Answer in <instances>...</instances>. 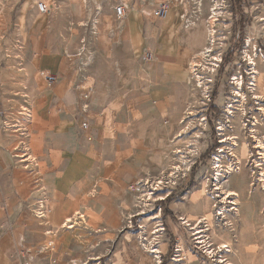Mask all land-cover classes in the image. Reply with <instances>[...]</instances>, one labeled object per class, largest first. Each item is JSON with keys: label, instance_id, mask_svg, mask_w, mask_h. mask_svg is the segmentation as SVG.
<instances>
[{"label": "rangeland", "instance_id": "1", "mask_svg": "<svg viewBox=\"0 0 264 264\" xmlns=\"http://www.w3.org/2000/svg\"><path fill=\"white\" fill-rule=\"evenodd\" d=\"M243 1L214 21L188 0L192 25L0 0V264H264V0ZM59 203L86 217L72 243L65 218L24 246Z\"/></svg>", "mask_w": 264, "mask_h": 264}, {"label": "built area", "instance_id": "2", "mask_svg": "<svg viewBox=\"0 0 264 264\" xmlns=\"http://www.w3.org/2000/svg\"><path fill=\"white\" fill-rule=\"evenodd\" d=\"M129 1V2H128ZM195 6V13L194 15L189 13L188 10V0H113V12L116 15L117 19L123 22L130 13V10L136 6L138 9L141 10L142 14L146 17L158 19V20H165L168 15L172 12V10H176L177 7H180L182 12L181 20L186 24H194L191 22V19L195 18L198 20L200 14V10H202L203 4H211L210 8V16L214 15L210 19H214V21H218L220 18V14L224 8V3L226 0H191ZM187 4V6H186ZM39 11L41 13H46L48 11V7L44 2H41L39 5ZM48 79L54 80V76H48ZM84 128H87V124L83 123Z\"/></svg>", "mask_w": 264, "mask_h": 264}, {"label": "crops", "instance_id": "3", "mask_svg": "<svg viewBox=\"0 0 264 264\" xmlns=\"http://www.w3.org/2000/svg\"><path fill=\"white\" fill-rule=\"evenodd\" d=\"M257 77H258L257 81L259 83V87H258L259 88V92L261 91L260 94L262 95V94H264V85H263L264 84V72H259V76H257ZM68 95H69V91H68ZM60 177H62V175L59 176V178ZM62 185H63V182L60 184V186L62 187ZM64 195H65L64 194V189L60 188L58 194H56L54 197L57 198V197H62ZM57 201H58V199H56V202ZM63 210L64 209L62 208V205L60 203L58 205L56 204L54 206L53 212H51L52 214L50 216H48V218L46 220H41V222H43V224H33L34 226H29L31 224H24V226H27V227L23 226L22 228H19L18 232L15 233L16 237L21 236L22 238L21 239L19 238L20 242H22V244L24 246H26V244H27L26 240L27 239H31V237L28 238V236H27V235H29V233L27 232V229H34V231H36V232L31 231V232L34 233V235H35V233L43 232L44 230H45V233L47 231L51 230V231H54L57 234L59 232V230L64 226V224L68 225L67 224V220L68 219H71L72 223H73L74 216H77L79 214H80L79 215L80 218L81 219L83 218L82 220L87 222L85 215L82 212L76 210V208L70 207L69 210L65 211L66 213ZM70 213L71 214L73 213V216H71ZM45 218H46V216H45ZM45 218L39 217V219H45ZM65 218H66L65 223L61 224V223L64 222ZM76 227H77L76 224H75V226H73V224H71V229L64 231V235L58 234V237H57L56 241L59 242V243H60V241L61 242L62 241L63 242L64 241H69V244L72 243L71 240H72V238L74 236V233H75V231L73 229H75ZM45 236H46V234H45Z\"/></svg>", "mask_w": 264, "mask_h": 264}, {"label": "bare ground", "instance_id": "4", "mask_svg": "<svg viewBox=\"0 0 264 264\" xmlns=\"http://www.w3.org/2000/svg\"><path fill=\"white\" fill-rule=\"evenodd\" d=\"M132 11V10H131ZM176 12V14H178V19H179V22L181 23V15H182V12H181V10L177 7V9L176 10H174L173 11V13H175ZM131 13V12H130ZM171 14H172V12L168 15V17L166 18V19H169V17L171 16ZM165 19V20H166ZM160 21H163V20H160ZM109 24V23H108ZM108 24H106V26H105V28H108ZM110 26V25H109ZM140 28V22H139V17H138V14H133L132 15V17H131V19H130V30H131V34H132V41H133V43H135V44H137L138 43V40H139V38H140V33H139V29ZM211 35V34H210ZM210 35L209 34H206V35H204V42H205V44H207V42H208V40H210L211 38H210ZM136 38H137V40H136ZM203 38V37H202ZM210 46L208 47H206L205 48V51H204V53H200L201 54V56L204 58L205 56L204 55H206V53L207 52H210ZM250 60H252V58L250 57ZM192 63H194L193 61H191ZM192 63H191V66H190V69L188 68L186 71H184L183 73H182V78H183V81L185 82V84H187V83H189L190 82V80L192 79V76H191V73H193V71H194V68L196 67V66H198V65H192ZM195 64V63H194ZM251 64L252 65H254V67H253V71H252V74H254V75H252L251 76V81L253 80V79H255V83H253V85L254 86H258L259 87V83H258V77L257 76H259V72L256 70V64H255V62H251ZM202 65V64H201ZM202 67L203 68H205V66L204 65H202ZM253 76H254V78H253ZM196 77V76H195ZM194 77V78H195ZM260 78V77H259ZM253 82V81H252ZM251 82V83H252ZM242 83V82H241ZM241 83H239L238 82V85L239 86H242V84ZM256 84V85H255ZM264 85V84H263ZM254 88V87H253ZM261 92V91H260ZM192 94V93H191ZM255 98L256 99H259V98H261L260 97V95H259V93L258 94H255ZM195 99V98H194ZM231 113V112H230ZM257 148H259V149H261V151H264V140L263 139H259L258 138V146H257ZM242 152H243V155L244 156H246L247 154H248V146L246 145V144H244L243 145V148H242ZM260 164V163H259ZM258 164V165H259ZM263 177H264V175H262ZM261 180H263L262 178H261ZM236 195V194H235ZM150 199H151V196H150ZM77 214V213H76ZM80 215V214H79ZM75 217V216H74ZM85 218V217H84ZM83 219V218H82ZM67 224L68 225H66V226H68V228H70L71 227V224H72V220L71 219H68L67 220ZM198 234H201V232H199ZM200 240V239H199ZM200 243V242H199ZM226 247V246H225ZM227 248V247H226Z\"/></svg>", "mask_w": 264, "mask_h": 264}, {"label": "flooded vegetation", "instance_id": "5", "mask_svg": "<svg viewBox=\"0 0 264 264\" xmlns=\"http://www.w3.org/2000/svg\"><path fill=\"white\" fill-rule=\"evenodd\" d=\"M235 1V0H234ZM242 3H244V1L242 0Z\"/></svg>", "mask_w": 264, "mask_h": 264}]
</instances>
